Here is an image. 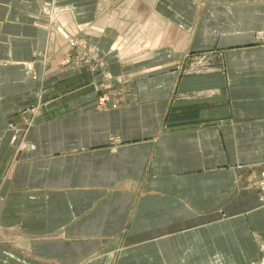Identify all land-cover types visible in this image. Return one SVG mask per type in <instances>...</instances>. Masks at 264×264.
Returning <instances> with one entry per match:
<instances>
[{
	"label": "crops",
	"instance_id": "crops-1",
	"mask_svg": "<svg viewBox=\"0 0 264 264\" xmlns=\"http://www.w3.org/2000/svg\"><path fill=\"white\" fill-rule=\"evenodd\" d=\"M262 31L264 0H0V264H264Z\"/></svg>",
	"mask_w": 264,
	"mask_h": 264
},
{
	"label": "rangeland",
	"instance_id": "rangeland-1",
	"mask_svg": "<svg viewBox=\"0 0 264 264\" xmlns=\"http://www.w3.org/2000/svg\"><path fill=\"white\" fill-rule=\"evenodd\" d=\"M262 32H264V31H262ZM262 32H260V33H262ZM260 33H258V40H259V36H260ZM262 46H264V43H260ZM94 88V87H93ZM94 91L96 92L97 91V88L95 87V89H94ZM111 91H114L112 88H111ZM91 95V94H90ZM109 96L107 97V94H102L101 96H100V98H99V101H98V103H96V105H95V107L96 108H106L107 106H108V104H109ZM116 104V103H115ZM264 171L262 172V174H261V179H260V181H262L263 179H264ZM261 195H262V197L264 196V193L262 194L261 193ZM264 202V201H263ZM263 206H264V203H263Z\"/></svg>",
	"mask_w": 264,
	"mask_h": 264
},
{
	"label": "built area",
	"instance_id": "built-area-1",
	"mask_svg": "<svg viewBox=\"0 0 264 264\" xmlns=\"http://www.w3.org/2000/svg\"><path fill=\"white\" fill-rule=\"evenodd\" d=\"M259 42L264 43V32L260 33ZM257 190L259 191L260 194L264 193V179L262 181H259V183L257 184ZM262 200L264 201V197Z\"/></svg>",
	"mask_w": 264,
	"mask_h": 264
}]
</instances>
